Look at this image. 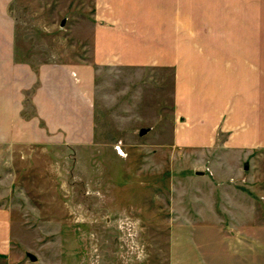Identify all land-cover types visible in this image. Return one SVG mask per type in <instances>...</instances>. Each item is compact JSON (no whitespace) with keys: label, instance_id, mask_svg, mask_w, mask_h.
Here are the masks:
<instances>
[{"label":"rangeland","instance_id":"obj_1","mask_svg":"<svg viewBox=\"0 0 264 264\" xmlns=\"http://www.w3.org/2000/svg\"><path fill=\"white\" fill-rule=\"evenodd\" d=\"M8 9L16 60L32 74L90 59L87 24L77 20L88 15L73 17L71 0H8ZM171 73L85 70L93 107L76 76L79 144L30 109L44 86L36 78L22 99L35 139L14 145L0 134L8 264H264V150L222 149L227 133L210 148L177 147Z\"/></svg>","mask_w":264,"mask_h":264},{"label":"crops","instance_id":"obj_2","mask_svg":"<svg viewBox=\"0 0 264 264\" xmlns=\"http://www.w3.org/2000/svg\"><path fill=\"white\" fill-rule=\"evenodd\" d=\"M71 1L73 17L88 15L76 19L87 24L90 59L76 69L39 65L34 75L35 68L16 60L13 18L8 0H0L1 138L14 145L35 139L22 99L29 98L25 92L34 88L37 77L44 86L31 95L30 109L48 118V129H61L79 144L86 129L79 121L83 107L75 77L86 90L82 98L93 107V87L82 77L85 70L150 68L172 72L177 147L210 148L219 133H227L219 142L222 149L264 150V0ZM11 235V211L0 206V264L14 257Z\"/></svg>","mask_w":264,"mask_h":264},{"label":"water","instance_id":"obj_3","mask_svg":"<svg viewBox=\"0 0 264 264\" xmlns=\"http://www.w3.org/2000/svg\"><path fill=\"white\" fill-rule=\"evenodd\" d=\"M143 133H144V131H140V134H143ZM198 174H201V173H198ZM27 257L29 258L30 261H35L36 260V258L33 255H31V254H27Z\"/></svg>","mask_w":264,"mask_h":264},{"label":"built area","instance_id":"obj_4","mask_svg":"<svg viewBox=\"0 0 264 264\" xmlns=\"http://www.w3.org/2000/svg\"><path fill=\"white\" fill-rule=\"evenodd\" d=\"M76 78V77H75ZM78 80V79H77Z\"/></svg>","mask_w":264,"mask_h":264}]
</instances>
